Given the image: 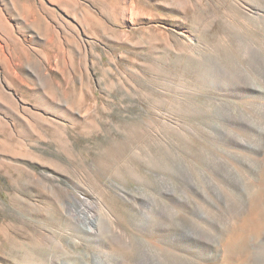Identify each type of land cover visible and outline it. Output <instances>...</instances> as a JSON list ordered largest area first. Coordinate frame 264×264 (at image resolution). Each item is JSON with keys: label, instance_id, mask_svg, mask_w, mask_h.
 I'll return each instance as SVG.
<instances>
[{"label": "rangeland", "instance_id": "obj_1", "mask_svg": "<svg viewBox=\"0 0 264 264\" xmlns=\"http://www.w3.org/2000/svg\"><path fill=\"white\" fill-rule=\"evenodd\" d=\"M0 264H264V0H0Z\"/></svg>", "mask_w": 264, "mask_h": 264}, {"label": "bare ground", "instance_id": "obj_2", "mask_svg": "<svg viewBox=\"0 0 264 264\" xmlns=\"http://www.w3.org/2000/svg\"><path fill=\"white\" fill-rule=\"evenodd\" d=\"M86 220H87V223L88 224H91L92 225L93 222L95 221L94 215H89L86 218ZM249 222H253V219H250V218H249V220L247 219V223H249ZM245 224H246V220H245ZM88 231L91 232V233H96V229H93V228H90V227L88 228ZM109 243H111L112 249H115V252H118V250L116 249V246L113 245L114 241L110 240ZM196 249H198V247H196ZM204 252H205L204 244H201V256L204 254ZM134 262L137 263L138 262V259H135Z\"/></svg>", "mask_w": 264, "mask_h": 264}]
</instances>
